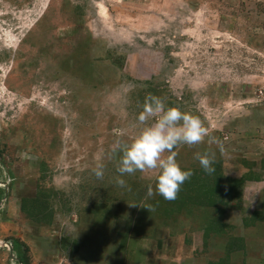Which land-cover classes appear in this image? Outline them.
<instances>
[{
	"label": "rangeland",
	"instance_id": "374dc122",
	"mask_svg": "<svg viewBox=\"0 0 264 264\" xmlns=\"http://www.w3.org/2000/svg\"><path fill=\"white\" fill-rule=\"evenodd\" d=\"M149 96L209 133L172 201L158 169L116 183ZM0 239V264H264V0H0Z\"/></svg>",
	"mask_w": 264,
	"mask_h": 264
},
{
	"label": "clouds",
	"instance_id": "9594fccd",
	"mask_svg": "<svg viewBox=\"0 0 264 264\" xmlns=\"http://www.w3.org/2000/svg\"><path fill=\"white\" fill-rule=\"evenodd\" d=\"M149 121L151 123H148ZM137 122L144 127L131 142L117 141L111 148L113 153L120 154L116 183L123 187L125 180L122 177L125 174L158 169L155 193L149 186L147 196L158 194L165 200H175L181 186L193 173L192 170L183 169L179 165L175 159L177 153L173 149L180 144L201 143L208 136V129L191 113L174 106L166 108L157 96L146 98L143 109L137 116ZM165 152L168 153L166 157L163 155ZM195 158L204 172L211 174L215 171L214 153H197ZM103 169V164H97L94 169L98 179L103 178Z\"/></svg>",
	"mask_w": 264,
	"mask_h": 264
},
{
	"label": "trees",
	"instance_id": "16d2710c",
	"mask_svg": "<svg viewBox=\"0 0 264 264\" xmlns=\"http://www.w3.org/2000/svg\"><path fill=\"white\" fill-rule=\"evenodd\" d=\"M244 180H245V178H244ZM242 182H243V179H241V180H236V179L232 180L233 185H237L238 183H242ZM216 188H217V190H219V186H216ZM202 196L207 197V194L204 193ZM189 200L191 201V199H189ZM194 201L198 202L199 200L198 199H194ZM198 204H199V202H198ZM233 244H234L233 242H232V244H230V250H235V249H240L241 248V245L237 246V248H235V246H234V248H233ZM234 245H237V244H234Z\"/></svg>",
	"mask_w": 264,
	"mask_h": 264
},
{
	"label": "built area",
	"instance_id": "2783aa9c",
	"mask_svg": "<svg viewBox=\"0 0 264 264\" xmlns=\"http://www.w3.org/2000/svg\"><path fill=\"white\" fill-rule=\"evenodd\" d=\"M12 244L9 240L0 239V250H8L11 251Z\"/></svg>",
	"mask_w": 264,
	"mask_h": 264
},
{
	"label": "water",
	"instance_id": "95a60500",
	"mask_svg": "<svg viewBox=\"0 0 264 264\" xmlns=\"http://www.w3.org/2000/svg\"><path fill=\"white\" fill-rule=\"evenodd\" d=\"M11 256L14 258V256H13V250L11 249Z\"/></svg>",
	"mask_w": 264,
	"mask_h": 264
}]
</instances>
